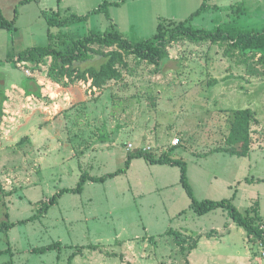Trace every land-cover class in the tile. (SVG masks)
Here are the masks:
<instances>
[{
  "label": "rangeland",
  "instance_id": "374dc122",
  "mask_svg": "<svg viewBox=\"0 0 264 264\" xmlns=\"http://www.w3.org/2000/svg\"><path fill=\"white\" fill-rule=\"evenodd\" d=\"M21 1L0 0L6 20L17 11L15 29L0 28V88L8 96L0 118V224L37 215L62 190L75 189L85 173L104 177L125 168L129 154H165L179 137L167 129L156 131L154 144L138 145L143 138L139 128L156 114L165 119L181 111L182 120L207 119L216 134L234 109H248L264 126V52L244 55L227 41L174 42L160 68L116 47L93 45L99 54L119 51L123 58L115 67L117 79L99 84L91 74L80 78L68 66L60 70L52 57L38 65L16 64L18 54L30 47L64 49L112 29L134 44L145 42L158 34L161 21L207 31L236 27L264 33V0ZM105 3L108 13L94 12ZM43 10L59 12L60 20L86 18L51 26ZM102 60L96 56L90 63L97 66ZM246 60L254 66L238 63ZM227 73L234 76L227 88L213 83ZM24 78L42 81L44 96L30 101L20 87ZM233 84L238 88L232 92ZM182 152L175 149L173 157L183 158ZM259 154L264 158V148ZM219 156L223 153L213 157ZM147 162L135 159L124 174L89 182L82 194H63L38 220L0 230V264H264L263 243L236 224L231 227L222 209L204 216L194 212L180 169ZM259 166L260 174L263 159ZM192 182L197 200L203 201L205 195ZM162 184L172 186L160 190ZM260 190L264 194L263 182ZM261 206L263 213L264 197ZM58 243L45 254L33 251Z\"/></svg>",
  "mask_w": 264,
  "mask_h": 264
},
{
  "label": "trees",
  "instance_id": "16d2710c",
  "mask_svg": "<svg viewBox=\"0 0 264 264\" xmlns=\"http://www.w3.org/2000/svg\"><path fill=\"white\" fill-rule=\"evenodd\" d=\"M34 0H22V3L32 2ZM109 4L105 3L100 9L94 12H107ZM108 13V12H107ZM199 14V12H197ZM43 16L51 26H69L73 23L84 20L86 17L72 16L67 20H60V13L43 10ZM17 20V11L12 21H8L3 16L0 8V28L12 31L15 29V22ZM167 21H161L158 27V34L152 39L138 44H134L126 39L116 30H108L107 32L91 33L88 36L71 42L68 47L56 48L53 45L30 47L18 54V63H26L38 65L44 63L46 58L52 57L54 63L64 70L67 66L72 68L73 71L80 72V78H85L87 74L93 75L94 83L99 84V81L108 79H117L118 72L115 67L122 62V55L119 51H112L109 53L99 54L94 49L93 45H99L103 47H116L123 52L135 56L141 60L148 61L155 65L157 68L162 66V63L169 59L168 48L175 42L193 41V42H230L233 46L240 49L243 53L248 52H264V33H256L254 31L245 30L239 31L236 27L226 30L223 27H218L214 31H207L202 29H194L188 26L186 23L173 24L169 22L168 26L165 24ZM55 39V38H54ZM55 43V42H54ZM57 45V44H55ZM96 56H100L103 60L95 64H91L92 60L96 59ZM86 65L87 67H83ZM82 67V69H81ZM21 87L25 90L27 96H35L40 99L43 97L41 87L38 85L35 79L24 78L21 81ZM8 100L6 89L4 86L0 88V117L4 116V104ZM254 115L249 110L237 111L235 113V121L233 123L232 132L230 135L231 142L233 144H240L241 149L228 150L227 152L232 155L246 156L249 152V130L250 126L255 121ZM144 158L151 164L158 165H170L173 167H179L181 169V183L185 189L187 195L191 199V208L194 212L200 216H204L214 210L223 209L227 211L229 218L236 223V225L245 230L247 236L251 239H259L264 245V217L257 216V212L243 214L230 200H222L219 202L204 200L198 201L195 197L194 190L189 182L188 177V165L186 161L180 158L172 157L168 154L163 155L160 158H155L150 153L136 152L135 154H129L125 168L120 169L112 174L104 177H93L87 173L81 176L80 182L75 189H64L58 195H55L48 202L43 204V207L39 210L38 214L27 219L22 220L19 223H1L0 230H11L16 224H25L28 222H34L38 220L43 214L47 213L51 206L57 203V200L66 193L82 194L84 187L88 182L93 183H105L109 178H114L118 175L128 172L131 166V162L134 159ZM174 235L176 240H179L177 232L170 230L168 232ZM60 243L50 245L40 249H34V253L45 254L46 252L53 251L59 248Z\"/></svg>",
  "mask_w": 264,
  "mask_h": 264
},
{
  "label": "crops",
  "instance_id": "0c3cea01",
  "mask_svg": "<svg viewBox=\"0 0 264 264\" xmlns=\"http://www.w3.org/2000/svg\"><path fill=\"white\" fill-rule=\"evenodd\" d=\"M249 53H253V52H249ZM243 54L246 55L248 53H243ZM238 63L241 66L248 64H251L250 66H254L253 60L249 62L248 60H246ZM256 68L258 67L256 66ZM258 74L259 73L257 72L255 75ZM252 75H254V73H252ZM231 77H234L233 74L232 76H230L227 73L226 76H221V77L218 76V78L215 77L212 80L216 86H220L221 84H223L224 87H226L227 80H229ZM37 81L38 84L41 86L42 81L39 80ZM237 88L238 87L233 84L231 87L232 92ZM22 90L26 95L25 90L23 88ZM42 90L44 89L41 87V92ZM16 103L19 104V101H17ZM7 105L8 103L5 102L4 114H6L7 112L6 111ZM191 111H193V109ZM226 111L230 112L229 110ZM237 111H244V110L234 109L233 112H231L232 113L231 118L228 121L224 120L223 126L219 127L222 129V131H224V133L221 131V132H217L216 134H214L212 130L210 131L209 122L207 119L202 120L201 118H184L182 120L184 113L181 111L175 112L170 115L171 118H165V119L163 118V114H161L162 116L156 114L155 116L148 119L146 126L144 125L145 128L144 126L139 128L138 131L143 138H142V142H139L138 145L154 144L152 142H154V137L156 135L155 133L156 131H159V129L161 130L167 129L169 131H172L173 133L179 136L177 138H180L182 140V143L181 145L174 147L172 145L173 140H171L170 141L171 145L170 146L168 145L169 147L166 146L167 150L165 151V154H168L173 157V151L175 149H180V148L183 149V152L181 154V157L183 158L180 159H183L184 161L187 162L189 182L191 180L197 182L200 192H202L203 195H205L206 197L204 200H210L216 202L222 200H230L243 214L252 213L251 215H254V212L256 211L257 216L264 217V212L262 213L260 211L262 207L261 203L264 197V194H262L260 190L262 182L264 183L263 168L260 169L261 172L259 174L260 160L261 159L264 160V158L259 156L260 155L259 152H261V150L264 148V142L262 143L259 142V140L264 138V136H262L264 135V128H263L264 126L259 121L256 112L253 113L251 112L256 119L251 124L249 130V139L251 146L248 155L239 156L228 153L227 151L229 149L230 150H233L234 148L238 150L241 149L240 144H233L230 138L233 128V123L235 121V113ZM173 116H174V123L172 122ZM218 124H221V121H219ZM134 130L137 131L136 128ZM207 137H218L220 140L217 141L216 144L211 141H208ZM144 148L145 150H148L149 147H144ZM141 150L144 149L142 148ZM222 153H223L222 157L220 156L213 157L214 155H219V154L222 155ZM165 154H162L157 158H160ZM190 157L192 159L188 160ZM138 159H142V158H138ZM133 161H135V159L132 160L130 168L132 167ZM154 165L158 166V164H154ZM164 166L166 167V165ZM173 168H177L176 169L177 171H179L180 169L179 167H173ZM257 175H259L258 178H256ZM180 177H181V169H180ZM160 178L162 179L163 175H161ZM192 181L191 183L193 184V186L192 184L191 186L195 192V197L198 198L197 197L198 192L196 190L197 186H195V184ZM170 185L172 186V184H168V185L162 184L160 190L162 189L165 190L167 188H170L171 187ZM171 199L170 201H173ZM223 212L224 214L226 213L228 215L227 211L223 210ZM229 221L232 224L231 227H234L236 223H234L231 219Z\"/></svg>",
  "mask_w": 264,
  "mask_h": 264
},
{
  "label": "built area",
  "instance_id": "2783aa9c",
  "mask_svg": "<svg viewBox=\"0 0 264 264\" xmlns=\"http://www.w3.org/2000/svg\"><path fill=\"white\" fill-rule=\"evenodd\" d=\"M19 65H20V64H19ZM27 74L31 75V73H30L29 71H27ZM31 97H32V98L30 99V101H34V100L37 99L35 96H31ZM3 117H4V116H3ZM0 118H1V117H0ZM181 143H182V140H181L180 138H176V139H174L172 145H173L174 147H176V146L181 145ZM131 147H132V146H131ZM263 255H264V254H263Z\"/></svg>",
  "mask_w": 264,
  "mask_h": 264
}]
</instances>
